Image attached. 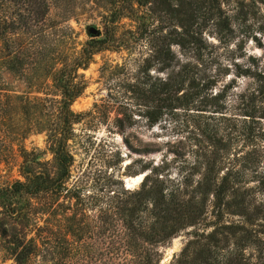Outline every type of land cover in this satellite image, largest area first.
<instances>
[{"label": "trees", "instance_id": "obj_1", "mask_svg": "<svg viewBox=\"0 0 264 264\" xmlns=\"http://www.w3.org/2000/svg\"><path fill=\"white\" fill-rule=\"evenodd\" d=\"M220 1L112 0V8L104 15L102 36L90 37L79 50L46 68V76L59 93L54 116L40 128L46 133L53 155V175L33 170L31 163H39L38 156L23 152L24 180L0 189V198L9 202L8 196L24 195L29 199L48 191L69 192L65 183L70 177L72 156L67 142L73 124L82 116L70 107L85 88L78 70L86 69L98 52L128 50L143 41L145 54L141 62L132 72L118 68L122 78L110 88L103 107L108 109L113 102L123 108L120 109L123 115L126 111H135L148 127L165 122L167 116L183 113L182 124L190 135L193 158L191 162H182L181 175L176 181L163 172L164 163H155L149 170L143 165L133 173L144 174L138 189L122 188L126 199L119 200L115 214L122 217L127 229H133L132 264H160L159 247L185 230L187 240L170 264H264V215L258 205L247 200L238 179L249 163L258 162V157H250V151L245 148L252 131L248 122L256 117L258 103L264 101V77L256 76L262 84L256 89L235 93L236 85L229 82L213 94L214 87L226 74L210 72L202 64L200 55L204 50L202 33L207 22H212L213 33L220 39L233 37L231 22L222 11ZM0 2L5 6L0 15V40L7 51L4 66L11 72L19 69L22 73L24 64L11 52L10 34L27 35L28 47L38 48L35 38L42 30L37 25L46 17L47 2ZM123 18L134 22L135 27L118 35L117 23ZM173 46L179 47L181 56L174 52ZM259 117L264 118V114ZM116 122L121 131L124 123L131 124L128 116L118 117ZM227 127L232 138L226 141L219 132ZM231 139L236 141L234 147ZM126 143L129 145L127 140ZM22 215L26 217V213ZM230 217L236 219L228 221ZM144 243H149V250L145 251ZM33 247L31 240L23 245L15 239V262L27 264ZM112 249L117 252L109 259L112 264H118L119 244H114ZM125 256L129 264L128 254Z\"/></svg>", "mask_w": 264, "mask_h": 264}, {"label": "rangeland", "instance_id": "obj_2", "mask_svg": "<svg viewBox=\"0 0 264 264\" xmlns=\"http://www.w3.org/2000/svg\"><path fill=\"white\" fill-rule=\"evenodd\" d=\"M46 2V17L37 25L42 30L35 38L38 48L28 47L27 35L10 34L11 52L24 64L22 73L19 69L11 72L4 66L7 51L0 40V189L3 190L17 180H24L23 152L38 156L39 163H31L33 170L53 175V155L46 133L40 128L54 116L59 93L46 76V68L79 50L91 37L90 28L102 36L104 15L112 8V0ZM220 6L229 17L233 37L220 39L213 33L212 22H207L200 55L210 72L226 74L214 87L213 94L229 82L236 85L235 93L256 89L262 85L256 76L264 77V0H221ZM4 8L0 2V15ZM134 27V22L123 18L117 23L118 35ZM143 45L142 41L128 50L98 52L86 69L78 70L85 88L70 107L82 116L73 124L67 142L72 156L70 177L65 183L69 192L48 191L29 199L24 195L8 196L9 202L0 198V264H17L13 253L15 239L23 245L31 240L34 246L27 264H112L109 258L117 252L112 249L114 244H119L118 264H126V254L129 264L134 261L133 229H127L122 217L115 214L119 200L126 199L122 177L135 176L133 173L143 165L149 170L155 163H164L163 172L176 181L182 162H191L193 158L190 135L182 124L183 113L167 116L165 122L148 127L135 111L123 115L120 113L123 108L113 102L108 109L103 107L110 88L122 78L118 68L135 70L145 54ZM173 50L181 56L178 46H173ZM151 73L157 74L155 70ZM255 110L256 117L248 122L252 131L245 149L250 151V157L257 156L258 162L249 163L238 179L247 200L258 205L264 215V118L259 117L264 114V101ZM125 116L130 117L131 124L124 123L121 131L116 118ZM229 131L230 128H223L219 134L227 141L232 138ZM231 142L234 147L236 141ZM238 145L244 147L241 141ZM141 181L128 190L138 189ZM25 213L26 217L22 215ZM235 219L230 217L228 221ZM187 237L185 230L161 245L160 264H170ZM143 246L145 251L150 249L149 243Z\"/></svg>", "mask_w": 264, "mask_h": 264}, {"label": "water", "instance_id": "obj_3", "mask_svg": "<svg viewBox=\"0 0 264 264\" xmlns=\"http://www.w3.org/2000/svg\"><path fill=\"white\" fill-rule=\"evenodd\" d=\"M90 32H91V37H96V36H98V33H97V31H96V29H94V28H90ZM139 175V181L137 182V183H139L141 180H142V178H143V176H144V174H142V173H140V174H138ZM135 176H137V175H135ZM126 178H128V177H126V176H124V177H122V181H123V183H124V186H125V188L126 189H129V188H127V179ZM136 183V184H137ZM136 184H134V186L136 185ZM133 186V187H134Z\"/></svg>", "mask_w": 264, "mask_h": 264}, {"label": "bare ground", "instance_id": "obj_4", "mask_svg": "<svg viewBox=\"0 0 264 264\" xmlns=\"http://www.w3.org/2000/svg\"><path fill=\"white\" fill-rule=\"evenodd\" d=\"M127 180V188H131L134 186V184H136L139 181V175L137 176H132V177H128L126 178Z\"/></svg>", "mask_w": 264, "mask_h": 264}]
</instances>
